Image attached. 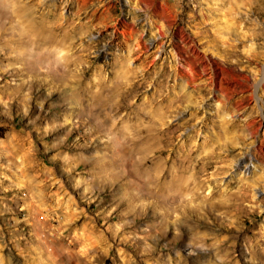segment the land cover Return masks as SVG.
Returning <instances> with one entry per match:
<instances>
[{"label": "rangeland", "instance_id": "1", "mask_svg": "<svg viewBox=\"0 0 264 264\" xmlns=\"http://www.w3.org/2000/svg\"><path fill=\"white\" fill-rule=\"evenodd\" d=\"M0 264H264V0H0Z\"/></svg>", "mask_w": 264, "mask_h": 264}, {"label": "bare ground", "instance_id": "2", "mask_svg": "<svg viewBox=\"0 0 264 264\" xmlns=\"http://www.w3.org/2000/svg\"><path fill=\"white\" fill-rule=\"evenodd\" d=\"M22 15V14H21ZM160 175V173H157V176H159ZM163 176V175H162ZM171 179L173 180V179H176V181H177V177L176 176H174V175H171ZM172 180H171V182L170 183H172ZM174 182H175V180H173ZM168 182V183H169ZM177 183V182H176ZM175 184V183H174ZM169 185V184H168ZM171 185V184H170ZM175 185H177V184H175ZM173 188H175V186L173 187ZM177 190V189H176ZM176 190H174V191H176ZM177 192V191H176ZM176 194V193H175ZM170 195V194H169ZM172 195V194H171ZM177 195V194H176ZM168 196V195H167ZM178 197V196H177ZM172 199V198H171ZM171 201V200H170Z\"/></svg>", "mask_w": 264, "mask_h": 264}]
</instances>
